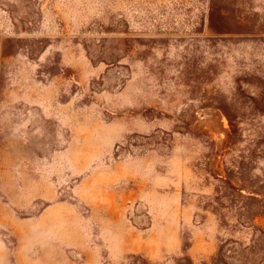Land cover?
Listing matches in <instances>:
<instances>
[{
    "label": "rangeland",
    "instance_id": "374dc122",
    "mask_svg": "<svg viewBox=\"0 0 264 264\" xmlns=\"http://www.w3.org/2000/svg\"><path fill=\"white\" fill-rule=\"evenodd\" d=\"M0 264H264V0H0Z\"/></svg>",
    "mask_w": 264,
    "mask_h": 264
}]
</instances>
